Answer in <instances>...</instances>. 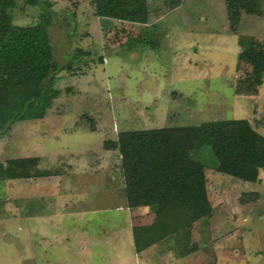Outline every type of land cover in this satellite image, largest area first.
<instances>
[{"label": "rangeland", "instance_id": "obj_1", "mask_svg": "<svg viewBox=\"0 0 264 264\" xmlns=\"http://www.w3.org/2000/svg\"><path fill=\"white\" fill-rule=\"evenodd\" d=\"M29 1L14 24L43 13ZM46 1L60 95L0 140L16 173L0 184V264H264V170L254 184L222 175L202 148L211 217L138 255L128 232L155 215L126 208L120 156L105 148L123 131L231 119L264 136L251 64L264 52V0L234 21L226 0H146V25L95 17L92 0Z\"/></svg>", "mask_w": 264, "mask_h": 264}, {"label": "trees", "instance_id": "obj_2", "mask_svg": "<svg viewBox=\"0 0 264 264\" xmlns=\"http://www.w3.org/2000/svg\"><path fill=\"white\" fill-rule=\"evenodd\" d=\"M17 3L0 0V140L16 122L45 116L60 95L56 81L63 67L55 60L50 39L52 5L46 0H30L29 5L42 6L43 13L34 25L19 26L13 23ZM92 3L95 17L148 23L146 0ZM226 4L233 21L242 10L249 8L246 12L253 14L256 9L255 0H226ZM253 57L256 86L264 89V52ZM261 122L264 127V106ZM105 148L120 156L127 208H146L155 215L154 224L131 228L136 253L159 242L168 228L178 230L211 217L206 167L197 159L202 148L212 153L216 171L222 175L254 184L264 170V136L246 119L123 131ZM58 172L37 171L35 177ZM15 178L13 163H0V184Z\"/></svg>", "mask_w": 264, "mask_h": 264}, {"label": "crops", "instance_id": "obj_3", "mask_svg": "<svg viewBox=\"0 0 264 264\" xmlns=\"http://www.w3.org/2000/svg\"><path fill=\"white\" fill-rule=\"evenodd\" d=\"M51 177V176H50ZM41 178H48V177H41ZM127 208V207H126ZM128 209V208H127ZM129 234H131V229H130V231L128 232ZM130 244H132V248H133V250H134V247H133V241H132V234H131V241H130ZM149 249V248H148ZM145 251V250H144ZM143 251V252H144ZM146 251H147V249H146ZM135 252V251H134ZM143 252H141V253H136L135 252V254H138V255H140V254H142Z\"/></svg>", "mask_w": 264, "mask_h": 264}]
</instances>
